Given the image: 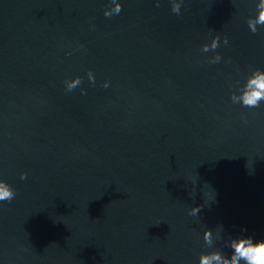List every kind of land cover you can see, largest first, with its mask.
Listing matches in <instances>:
<instances>
[{
    "label": "water",
    "instance_id": "obj_1",
    "mask_svg": "<svg viewBox=\"0 0 264 264\" xmlns=\"http://www.w3.org/2000/svg\"><path fill=\"white\" fill-rule=\"evenodd\" d=\"M179 3L0 0V264H226L264 239V99L241 107L264 0Z\"/></svg>",
    "mask_w": 264,
    "mask_h": 264
},
{
    "label": "clouds",
    "instance_id": "obj_2",
    "mask_svg": "<svg viewBox=\"0 0 264 264\" xmlns=\"http://www.w3.org/2000/svg\"><path fill=\"white\" fill-rule=\"evenodd\" d=\"M182 3V0H181ZM181 3L172 4V12L179 15L181 9ZM121 5L117 4V10L115 12L118 15L121 12ZM104 15L106 17L112 16L108 12H105ZM261 21H264V15L261 16ZM253 34L256 33L255 29L251 31ZM224 44H228V39H224ZM88 79L90 82H95V78L91 72L88 73ZM81 83V79L77 77L72 80L71 84H69L66 88L68 91H72ZM252 84L256 86L257 90L252 91L251 93H246L243 97V101L241 103V107L246 108H258L260 106L259 101L264 99V77H260L259 79H253L251 81ZM109 85L106 82L103 87L107 88ZM82 94H85L82 91ZM21 180L27 179V174L21 175ZM0 184L4 185V190H0V201H9L11 202L15 198V192L13 189L3 181H0ZM201 211V207H194L192 211L189 213L190 215L198 214ZM211 230H206L204 232L205 241H208V238L211 235ZM247 232V229H242L241 233ZM229 247L233 250L232 255L229 257H225L226 264H240L241 261H244V264H264V239L258 240L254 242L253 236H239L233 238L229 242ZM209 255L219 256L221 253H209L202 254L201 264H208V260L204 257Z\"/></svg>",
    "mask_w": 264,
    "mask_h": 264
}]
</instances>
